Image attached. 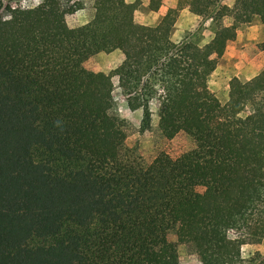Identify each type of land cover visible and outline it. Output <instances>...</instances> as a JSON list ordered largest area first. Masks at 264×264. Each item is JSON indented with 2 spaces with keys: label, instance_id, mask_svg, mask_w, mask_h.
Segmentation results:
<instances>
[{
  "label": "trees",
  "instance_id": "16d2710c",
  "mask_svg": "<svg viewBox=\"0 0 264 264\" xmlns=\"http://www.w3.org/2000/svg\"><path fill=\"white\" fill-rule=\"evenodd\" d=\"M68 1L0 0V264H179L174 232L200 264H264L257 250L241 255L264 239V67L230 78L223 102L202 85L240 24L264 26V0H177L210 19L202 45L170 38L175 8L140 26L135 3L92 0L91 18L72 29L65 14L83 4ZM115 49L138 131L154 100L157 127L188 134L190 153L146 164L126 144L110 76L83 66Z\"/></svg>",
  "mask_w": 264,
  "mask_h": 264
},
{
  "label": "rangeland",
  "instance_id": "374dc122",
  "mask_svg": "<svg viewBox=\"0 0 264 264\" xmlns=\"http://www.w3.org/2000/svg\"><path fill=\"white\" fill-rule=\"evenodd\" d=\"M41 0H5L12 6L30 7ZM73 0L68 1L69 3ZM83 7L72 13L65 14V21L72 29L79 28L91 18L92 0H79ZM150 0H122V3H135L133 20L137 25H153L168 8H175L174 22L170 30V38L173 41L188 40L197 45L207 42L213 33V25L210 19L201 18L190 12L186 6L177 7V0H161L157 10H150L147 5ZM64 2V0H58ZM228 6H232L234 0H222ZM230 22L229 17L223 19V23ZM264 26L253 18L247 23L239 25L236 35L229 40L222 55L217 59L215 69L206 78L202 85L210 89L217 98L223 102L227 97L228 81L232 77L246 80L256 75L264 67ZM123 59L120 50L110 52H97L90 55L83 66L90 72L109 75L113 87L110 95L113 98L117 114L128 122L125 142L128 146L136 145L144 163H149L159 153L165 152L173 158H180L191 152L194 148L193 139L181 130L160 129L157 127L156 101H152L150 128L143 132L138 131L141 118V109L130 110L124 97L120 94L117 85V76L114 68ZM205 181L201 180L196 190L203 192ZM168 237L177 243L179 264H200L196 255L189 249L185 237L180 232L170 233ZM257 250L264 256V239L259 243H246L241 247V255L247 258Z\"/></svg>",
  "mask_w": 264,
  "mask_h": 264
}]
</instances>
